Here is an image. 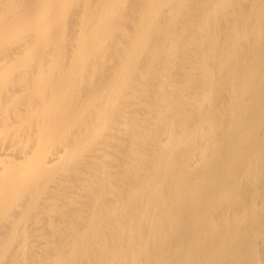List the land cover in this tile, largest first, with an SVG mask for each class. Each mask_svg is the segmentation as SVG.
I'll return each instance as SVG.
<instances>
[{
	"label": "bare ground",
	"instance_id": "6f19581e",
	"mask_svg": "<svg viewBox=\"0 0 264 264\" xmlns=\"http://www.w3.org/2000/svg\"><path fill=\"white\" fill-rule=\"evenodd\" d=\"M11 1L0 264H264V0Z\"/></svg>",
	"mask_w": 264,
	"mask_h": 264
},
{
	"label": "rangeland",
	"instance_id": "374dc122",
	"mask_svg": "<svg viewBox=\"0 0 264 264\" xmlns=\"http://www.w3.org/2000/svg\"><path fill=\"white\" fill-rule=\"evenodd\" d=\"M1 1L2 0H0V3H1ZM20 0H12L11 1V5H10V9H13V10H19V9H21V5H22V7H23V4H21L22 2L20 1ZM13 3H15V4H17V5H15V4H13ZM13 6V7H12ZM15 6H17V7H15ZM20 6V7H19ZM5 15H8V14H5ZM4 15V16H5ZM4 16L2 17V19L4 18ZM33 32V30H27V31H25V32H23L26 36H28V37H31L30 36V34ZM32 35H33V33H32ZM12 39L10 40V43L11 42H14V41H16L17 40V38H18V35H15V36H12L11 37ZM9 43V44H10ZM4 63V61H1L0 60V67L2 66V65H4L3 64ZM11 69H8L7 71L5 70V69H3V70H0V84H2V83H5L7 80H8V78H9V76H10V74H11Z\"/></svg>",
	"mask_w": 264,
	"mask_h": 264
}]
</instances>
